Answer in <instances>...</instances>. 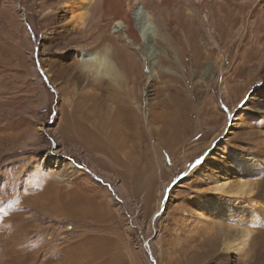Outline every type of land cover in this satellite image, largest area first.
Here are the masks:
<instances>
[{"label": "rangeland", "instance_id": "374dc122", "mask_svg": "<svg viewBox=\"0 0 264 264\" xmlns=\"http://www.w3.org/2000/svg\"><path fill=\"white\" fill-rule=\"evenodd\" d=\"M73 1L0 0V264L262 254L263 231L245 256L222 254L240 229L210 187H235L239 153L264 166V0H138L141 38L129 0H92L81 30L61 9ZM104 48L118 80L81 69L79 51ZM117 115L128 134L110 129Z\"/></svg>", "mask_w": 264, "mask_h": 264}, {"label": "bare ground", "instance_id": "6f19581e", "mask_svg": "<svg viewBox=\"0 0 264 264\" xmlns=\"http://www.w3.org/2000/svg\"><path fill=\"white\" fill-rule=\"evenodd\" d=\"M91 1L92 0H74L70 3H63L61 9L64 10L65 13L68 12L69 14L66 23L70 24L73 29H83L86 26L89 15L84 10V7L85 5L87 6L90 4ZM137 1L138 0H129L126 7L128 12L135 14L138 18V28L136 31L141 38L146 35L147 28L150 27V22L147 19L148 15L143 11L142 7L136 5ZM21 14L23 13L21 12ZM21 18L22 21L25 20L24 16H21ZM121 26L124 27L125 25L121 22L116 23L117 28L121 29ZM78 54L79 55L77 56V59L79 60L81 69L83 71L93 72V74L104 78L105 80H118V73L116 74L112 63L108 58L107 48H104L101 51H92L86 53L79 51ZM116 117L117 120L114 119L111 121V118L108 121L110 129L112 130L114 127L117 129L119 134H128L126 131V125L128 124L122 123L124 121L123 119L120 120L121 118L118 117V115ZM235 120L236 119H234V121ZM235 127L236 126L233 125V128ZM125 141H128L127 138L124 139V142ZM249 155H245L244 153H239L236 155V174L238 176V181L234 188H231L228 191L225 190L226 192L224 191V188L227 186L228 175L220 178L219 181L216 178L215 185H211L210 187V190L216 193L219 192V194L226 193V195H230L234 199V203L232 205L225 204L219 206L217 209V212L220 216L227 220L229 219V221L235 222L238 224V228L240 229L239 236L229 238L227 235L223 238L221 242V251L223 252L222 254L226 256H245L246 252H248L250 249L251 243L253 244V242L256 241L254 240L255 235H257L260 231H263L264 233V195L260 196V193L264 191V166L261 164L262 162L256 158V155ZM57 157L59 161H51L56 170L59 168V164L67 161V158L62 157L61 155H58ZM69 164L72 166V163L69 162ZM242 194L246 195L245 201L240 200ZM196 202L198 205H202L201 198H197ZM204 215H206L205 211L202 212V216ZM204 241L200 240L199 242L202 244H208L211 242L208 240L205 242ZM180 252L183 254L185 253V250H180ZM261 253L262 254L252 253V255L249 256L247 260L243 262V264H264V248L262 249ZM197 257H200V254H198ZM184 258H186V256ZM241 261L244 260L241 259Z\"/></svg>", "mask_w": 264, "mask_h": 264}, {"label": "snow or ice", "instance_id": "6c2138e0", "mask_svg": "<svg viewBox=\"0 0 264 264\" xmlns=\"http://www.w3.org/2000/svg\"><path fill=\"white\" fill-rule=\"evenodd\" d=\"M41 75L44 76L43 72H41ZM45 83H46V84L49 83V81H47L46 77H45ZM53 91H54V90H53ZM58 115H59V113H55V112L51 114V119H52V122H53V126H55V122H56V120H57V118H58ZM70 161H71V160H70ZM201 162H202L201 160H197V161H196V164L191 165L190 167L194 169V168H195L197 165H199ZM79 167H80L81 169H83V165H79ZM160 215H162V213H157V214H156V217H154V219L159 218Z\"/></svg>", "mask_w": 264, "mask_h": 264}]
</instances>
